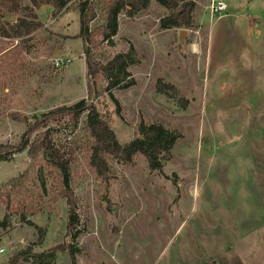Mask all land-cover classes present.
I'll use <instances>...</instances> for the list:
<instances>
[{"label":"rangeland","instance_id":"rangeland-1","mask_svg":"<svg viewBox=\"0 0 264 264\" xmlns=\"http://www.w3.org/2000/svg\"><path fill=\"white\" fill-rule=\"evenodd\" d=\"M193 1L189 28H162L169 11L150 0L132 17L122 11L113 43L93 50L103 67L118 53L132 60L126 81L135 83L112 89L119 104L103 92V72L88 75L78 1L56 19L36 8L42 27L27 48L6 53L19 41L9 32L22 11L0 9V143L18 145L42 113L81 99L109 119L121 144L142 122L179 135L162 172L142 155L126 163L106 154V182L79 154L76 239L67 237L68 205L56 200L59 172L44 152L0 161V264H41L51 249L55 260L43 264H72L57 248L67 243L77 264H264V0H224L223 16L212 13L213 0ZM85 117L51 122L31 140L49 129L58 146L84 142Z\"/></svg>","mask_w":264,"mask_h":264},{"label":"trees","instance_id":"trees-1","mask_svg":"<svg viewBox=\"0 0 264 264\" xmlns=\"http://www.w3.org/2000/svg\"><path fill=\"white\" fill-rule=\"evenodd\" d=\"M24 1L27 2L25 6L23 5ZM77 1L76 5L81 12L80 36L91 47L90 49L86 48L88 75L95 78L98 73L103 72L109 81L103 92L108 93L112 100L119 104L112 89L119 87L122 82L125 83L123 86L125 88L135 83L134 80L126 81V78L131 76L128 67L132 60L128 53H118L103 67L100 62H97V56L93 50L97 49L101 43L107 42L110 45L113 43L112 39L117 34L119 27L118 16L122 11L132 17L147 7L150 0H0L1 10L14 13L22 11V15L18 16L10 27L9 36L19 39L18 43L10 49H16L18 46L27 48L29 36L42 27V23L36 19V8L43 4H50L53 6L52 16L56 17L68 11L70 6ZM156 1L169 11L161 20L162 28H189L192 26L193 10L196 6L193 0ZM100 12L102 15L99 14ZM99 19L101 23L93 27V23ZM93 86L92 83L89 84V97L93 93ZM166 87L174 89L172 85L158 84L159 91H164ZM84 113H86V117L83 123L87 132L84 142H82L83 138L73 139L67 144L58 146L53 143L52 133L49 129L46 130L43 138L38 137L31 140L34 131L66 117L69 118L70 124L78 125ZM178 138L179 135L176 132L161 124L146 125L142 122L139 125L138 134L129 142L121 144L111 128L109 119L100 114L95 104L90 103L87 99H81L71 106H59L49 112L42 113L22 135L18 145L0 143V161H11L15 153L25 149H28V153L32 156L44 152L48 162L59 172L60 185L57 198H55L56 200L65 199L68 205L67 237L76 239L81 233V228L78 201L71 175L72 164L77 161L80 153L88 155L90 167L98 177L107 182L110 167L105 157L106 154L126 163L132 162L137 155H142L148 161L151 170L162 172L164 163L170 159L171 150ZM57 248L62 251L67 250L72 264H77L75 250L70 243L57 246ZM40 256L43 258L40 263L43 264L45 263L44 258L55 260L56 251L51 249Z\"/></svg>","mask_w":264,"mask_h":264},{"label":"built area","instance_id":"built-area-1","mask_svg":"<svg viewBox=\"0 0 264 264\" xmlns=\"http://www.w3.org/2000/svg\"><path fill=\"white\" fill-rule=\"evenodd\" d=\"M227 2H225L224 0H220V1H215L213 0L211 5H210V9L212 11V13L218 12L221 16H223V11L227 9ZM57 65L62 64V61L60 62V60H57L56 62ZM4 249H0V252H3Z\"/></svg>","mask_w":264,"mask_h":264},{"label":"crops","instance_id":"crops-1","mask_svg":"<svg viewBox=\"0 0 264 264\" xmlns=\"http://www.w3.org/2000/svg\"><path fill=\"white\" fill-rule=\"evenodd\" d=\"M43 9H46L47 11H50V13H51V15H52V11H53V6L52 5H50V4H43V5H41L40 7H38V9H36V13L38 14V15H40L39 13V11H42ZM69 11V10H68ZM65 12H67V11H65ZM65 12H63V13H65ZM63 13H61L60 15H62ZM60 15H58V16H60ZM58 16H56L54 19H56ZM15 44H13V46H14ZM12 46V47H13ZM6 49H10V48H6ZM6 51L7 50H4V53H6Z\"/></svg>","mask_w":264,"mask_h":264}]
</instances>
